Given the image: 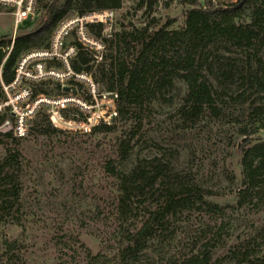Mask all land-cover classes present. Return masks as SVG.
<instances>
[{"label": "trees", "instance_id": "trees-1", "mask_svg": "<svg viewBox=\"0 0 264 264\" xmlns=\"http://www.w3.org/2000/svg\"><path fill=\"white\" fill-rule=\"evenodd\" d=\"M180 1L190 7L185 10L184 23L175 29L169 28L170 21L161 23L151 17L141 27L102 37L103 22L88 24V32L105 45L98 62L72 32L66 42L77 48L71 69L92 76L96 67L106 93L116 94L115 119L140 117L143 110L159 102L175 105L184 130L192 129L205 115L234 122L241 138L236 206L252 204L264 212V135L260 134L264 130V0ZM156 2L138 0L137 9L150 10ZM121 7L122 0H38L35 21L20 27L2 65V80H13L23 54L47 47L58 24L70 13ZM9 44L7 36L0 37V63ZM45 83L35 86L36 94H47ZM56 87L64 89L58 82ZM85 99L89 102L91 95ZM40 117L48 129L52 127L47 116L38 112L30 129L39 125ZM91 129L113 131L115 126L100 123ZM135 133L120 137L116 158L104 164L105 172L116 180L114 219L122 241L112 257L92 256L94 264H264V223L260 234L249 236L245 245L230 246L223 257H214L230 225L224 207L207 199L219 193L177 168L181 148L160 149L151 157L134 155L135 142L131 141ZM3 138L17 140L8 132L0 133V142ZM21 170L20 152L6 147L0 158V222L20 223ZM184 211L210 214L220 221L207 222L192 248L177 257L170 244L180 230L174 221ZM18 246L15 239L5 240L8 253Z\"/></svg>", "mask_w": 264, "mask_h": 264}, {"label": "rangeland", "instance_id": "rangeland-1", "mask_svg": "<svg viewBox=\"0 0 264 264\" xmlns=\"http://www.w3.org/2000/svg\"><path fill=\"white\" fill-rule=\"evenodd\" d=\"M137 1L122 0V7L103 22L101 36L110 37L114 32L132 26L141 27L151 17L161 23L170 21L169 28L175 29L184 23L185 10L190 7L180 0H157L154 7L145 10L137 9ZM73 15L75 11L69 16ZM10 27L11 17L1 13L0 30L7 31ZM71 39L70 36L68 41ZM96 61H100V56ZM70 80L46 81L47 94L81 99L91 94L94 87L95 93L91 95L94 105L90 112L96 111L108 118L106 103L109 98L96 67L93 66L92 76L89 74L87 79L72 83ZM57 82L64 87L62 91L57 89ZM174 109V104L154 102L140 117L114 118L111 121L115 126L113 131H67L53 126L48 129L40 117L36 121L39 125L29 129L26 137L1 139L0 158L6 147L20 152L22 209L19 224L0 222V264H94L91 257L97 254L112 257L122 237L114 219L116 180L105 172L104 164L116 158L118 139L133 132H136L131 141V144L135 142L134 155L151 157L160 149L181 148L177 168L189 172L198 183L219 193L207 199L224 207L230 225L228 236L215 249L214 257H223L230 246L245 245L249 236L260 234L264 212H258L252 204L236 206L235 193L241 180L238 127L229 119L205 115L192 129L184 130ZM76 112L74 102L63 109L68 118L77 116L74 115ZM40 113L45 114L44 108ZM33 124L31 119L29 128ZM260 134L264 135V130ZM219 221L220 218L210 214L184 211L174 221L180 230L170 244L172 253L178 257L188 252L204 225ZM170 224L173 225V221ZM14 239L19 246L8 253L5 240ZM158 264H168V261Z\"/></svg>", "mask_w": 264, "mask_h": 264}, {"label": "built area", "instance_id": "built-area-1", "mask_svg": "<svg viewBox=\"0 0 264 264\" xmlns=\"http://www.w3.org/2000/svg\"><path fill=\"white\" fill-rule=\"evenodd\" d=\"M114 10L93 11L81 15L68 16L63 19L54 30L48 46L31 50L23 54L15 67L14 78L5 83L2 80V65L10 52L15 37L26 21L34 22L38 13V0H0V14L11 17V27L7 31L0 30V37L7 36L9 46L7 53L0 63V133H11L15 138L26 137L29 122L44 108L50 124L67 131H85L100 123L110 124L117 116L116 94L106 93L108 96L107 117L99 112H90L93 100L85 98L75 99L65 94L52 97L45 93H35V86L48 80H63L71 78L72 82L87 79L86 73H75L70 66L71 59L76 55L75 44H66L67 38L74 32L75 38L85 47L94 52V57L101 55L105 48L101 39L94 38L87 25L105 22L112 16ZM53 62V63H52ZM60 65L57 66L55 63ZM94 95V87L90 90ZM93 93V94H92ZM88 95V94H87ZM86 95V96H87ZM76 103L77 112L72 118L63 114L68 103Z\"/></svg>", "mask_w": 264, "mask_h": 264}]
</instances>
